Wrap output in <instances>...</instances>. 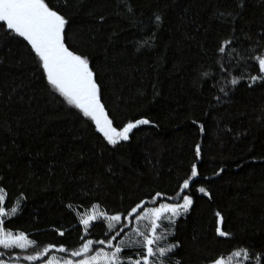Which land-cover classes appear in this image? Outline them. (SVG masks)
Returning <instances> with one entry per match:
<instances>
[{
  "label": "trees",
  "instance_id": "obj_1",
  "mask_svg": "<svg viewBox=\"0 0 264 264\" xmlns=\"http://www.w3.org/2000/svg\"><path fill=\"white\" fill-rule=\"evenodd\" d=\"M60 10L71 22L70 47L87 54L98 73L114 126L142 118L151 123L109 145L47 84L30 46L0 30V186L9 194L7 208L26 197L4 227L36 242L26 251L0 247V258H22L49 244L78 249L77 212L93 203L109 214L141 201L154 206L152 196L174 195L196 163L200 175L187 190L193 204L176 220L170 242L180 247L168 264H209L241 248L249 250L247 264H257L255 257L264 256V82L250 86L254 65L243 62L220 72L217 61L227 65L229 57L217 47L233 34L242 42L238 51L264 45V0H68ZM155 15L159 28L141 30ZM151 32L155 39L141 46ZM242 72L232 86L230 79ZM217 211L228 238L217 235ZM94 223L88 238L105 239L107 223Z\"/></svg>",
  "mask_w": 264,
  "mask_h": 264
},
{
  "label": "snow or ice",
  "instance_id": "obj_2",
  "mask_svg": "<svg viewBox=\"0 0 264 264\" xmlns=\"http://www.w3.org/2000/svg\"><path fill=\"white\" fill-rule=\"evenodd\" d=\"M68 0L63 4L57 0H0V30H4L6 35L13 38L19 37L30 46V52L34 53L38 69L42 76L47 80L51 89L58 93L60 97L70 106L79 110L83 117L87 118L95 126V130L100 133L109 145L116 146L122 141H128L129 134L133 129L140 125H147L151 122L148 119H137L128 121L122 127H116L113 119L110 117L105 103L103 102L102 85L99 81L97 71L91 64L90 57L70 47L68 43V33L72 30L71 22L67 16L60 10L67 6ZM243 7L241 3L239 5ZM128 12L133 10L128 6ZM221 15H223L221 13ZM105 18L99 17L103 22ZM161 16L155 15L154 21L141 22L140 29L147 30L154 24L159 28ZM235 31V30H233ZM155 32L142 41L141 46L148 44L150 40L155 39ZM245 40L251 41V37L245 36ZM241 43L233 34L228 39L223 40L217 47L221 55L229 57V64L221 63L219 71L229 72L230 67L247 68L249 64L254 65L255 75H247L251 84L257 81L264 82V45L259 41L256 47L245 48L243 52L238 51L236 44ZM257 48L260 50L257 51ZM235 54L236 65L231 64V59ZM2 62V61H0ZM210 73L204 72L207 77ZM246 74L241 73L239 77H232L229 83L232 86L237 85ZM220 92L228 95L224 87H220ZM219 100V97H216ZM193 123H196L193 121ZM200 131L204 132V126L200 125ZM195 157L198 160L201 157V145H195ZM223 171V170H221ZM200 173L196 163H192L189 173L178 182V190L174 195L168 196L161 192H156L152 196L154 206L145 210L144 202L137 203L126 213L116 212L109 214L107 210H101L99 203H93L91 208L84 212H77V218L80 225L83 226L81 235V244L78 249L69 250L60 245L49 244L43 251L32 255L15 256V261L23 259L24 261H37L42 256L55 249L60 253H68L70 258L64 259L62 264H168V258L180 247L179 242H169L168 237L174 235L176 219L186 214L192 204L193 198L188 191ZM198 192L210 197V193L204 187H199ZM8 191L0 186V247L6 250L21 249L26 251L29 246L35 245V241L28 239L24 232L14 234L5 229L6 217L14 216L19 211V206L26 197L21 194L16 198L14 206L7 208ZM171 201V202H159ZM158 203L159 206H155ZM69 209H73L71 204ZM217 220V235L228 238L231 233L222 230L223 216L219 211L215 213ZM104 221L107 223L108 232L105 233V239H89L90 229L96 225L94 222ZM135 221V225L130 227ZM119 225V230L116 226ZM125 228H129L131 235H126L118 243H113ZM115 232L114 235H109ZM58 234L63 237L64 231ZM125 249H134L133 255H125ZM4 253L0 252V257ZM250 253L247 248L236 249L229 254L227 259L221 255L218 258L209 261V264H231L233 259L247 262ZM10 260L12 257L9 258ZM257 264H260L264 256L258 254L255 257ZM0 264H9L3 258H0ZM46 264H57L55 260H48ZM175 264H181L179 260Z\"/></svg>",
  "mask_w": 264,
  "mask_h": 264
},
{
  "label": "rangeland",
  "instance_id": "obj_3",
  "mask_svg": "<svg viewBox=\"0 0 264 264\" xmlns=\"http://www.w3.org/2000/svg\"><path fill=\"white\" fill-rule=\"evenodd\" d=\"M168 202H171V201H168ZM155 206H159V204L158 205H155ZM151 207H153V206H151ZM151 207H148V208H151ZM147 208H145V210H146ZM85 210H83V211H80V212H84ZM182 216V215H181ZM178 219V218H177ZM176 219V220H177ZM135 225V221H133V224L132 225H130L129 226V228L130 227H132V226H134ZM129 228H125V230H124V232H122L121 234H120V236H118L117 237V239L115 240V241H113V243L115 244V243H118L119 242V240L120 239H123V238H125L126 237V235H131V233H130V231H129ZM116 230H119V225H117L116 226ZM115 234V232H110V234L109 235H114ZM170 238H171V236H169L168 237V241L170 242ZM43 251V250H42ZM134 249H125V255H133L134 254ZM38 252H40V251H38ZM51 253L50 252H48L47 254H45L44 256H42L41 257V259L40 260H37V261H33V262H30V261H24V263H19V262H17V261H15V257L14 256H8L6 259V261H9V264H46V261H48V260H55L56 262H57V264H62V262H63V260L64 259H67V258H70L69 257V254L67 253V255H65V256H61V255H58V256H56V255H54V256H52V254L50 255ZM10 257H12V259L10 260L9 258ZM227 259V258H226ZM248 262V261H247ZM247 262H245V261H243L242 259H239V260H236V259H233L232 261H231V264H247Z\"/></svg>",
  "mask_w": 264,
  "mask_h": 264
}]
</instances>
